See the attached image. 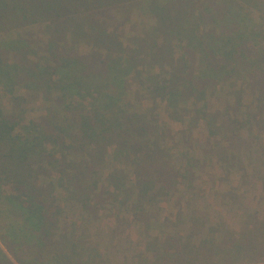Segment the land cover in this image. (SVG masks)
I'll use <instances>...</instances> for the list:
<instances>
[{
  "label": "trees",
  "instance_id": "trees-1",
  "mask_svg": "<svg viewBox=\"0 0 264 264\" xmlns=\"http://www.w3.org/2000/svg\"><path fill=\"white\" fill-rule=\"evenodd\" d=\"M174 1L0 0V233L5 246H0V264H13L11 257L18 264H114L109 247L118 228L108 232L104 248L89 237L100 210L108 204L117 217L125 212L138 228L147 225L143 234L150 243L155 237L148 223L162 210L161 204L175 194L195 192L191 176L196 162L189 148L177 154L176 163L164 153L154 139L157 127L145 120L141 124L146 114L133 108L134 100L141 98L137 90L131 92L132 84L162 98L179 119L190 116L191 122H203L214 136L216 126L226 130V122L212 110L211 99L224 96L241 107L237 86L243 79L257 90V109L264 120V85L259 87L264 84L259 26L264 0H187L194 1L191 9L175 12ZM134 15L152 31L143 28L146 35L131 40L130 31H120L119 25ZM86 23L101 38L82 54L74 45L89 30ZM38 25L54 27L42 45L36 41ZM153 28L164 30L162 38ZM171 57L177 65L174 61L173 70L163 71ZM40 96V113L27 116L26 105ZM18 98L22 101L15 104ZM239 121L233 119L232 124ZM250 150L246 152L253 160L262 157V151L257 155ZM157 223L163 224L159 219ZM194 224L189 226L194 233L186 232L184 242L195 248L193 260L204 256V264L241 261V249L226 239L239 240L250 234L248 229L243 227L238 235L224 231L211 253L203 247L212 240L209 232L198 242L208 228L194 230ZM163 235L156 238L166 245L177 240L168 232ZM190 235L197 242L192 243ZM254 235L250 239L255 240ZM254 240L251 258L262 260L264 245L259 248ZM177 246L168 247L183 253ZM132 254L138 256L139 250ZM191 255L182 254V262L177 258L179 262L168 264H184L185 256L191 262ZM210 257L219 261L209 263Z\"/></svg>",
  "mask_w": 264,
  "mask_h": 264
},
{
  "label": "rangeland",
  "instance_id": "rangeland-1",
  "mask_svg": "<svg viewBox=\"0 0 264 264\" xmlns=\"http://www.w3.org/2000/svg\"><path fill=\"white\" fill-rule=\"evenodd\" d=\"M192 2L194 1H174V3H177L174 5V12L178 9L190 10ZM124 23L126 26L123 25ZM86 26L89 30L85 31L80 41L75 43L76 45L73 44L74 48L82 54H88L93 50L94 44L99 42L95 39L101 38L93 33L92 28L87 23ZM119 26L121 28L120 31L124 29L130 31L129 36L131 40L133 39L132 36L138 34L145 36L146 31L143 28H147L150 32L152 31L151 27H147V25H142V23L136 21L135 15L131 17L130 21L124 20ZM259 26L263 30L262 35L264 38V16L260 18ZM113 28L114 25L109 27L111 30ZM49 30L53 31L54 27L39 26L35 30L38 44H41L42 40L43 43L45 42V36H48L46 32ZM162 32H164L163 29L153 28V34L157 38H162ZM123 42L129 44L125 40ZM175 55L178 57L179 53L176 51ZM169 61L171 63L166 64L163 71L167 70L169 72V70H173L171 69L173 67L171 65L175 60L171 57ZM175 65H177L176 61ZM155 71L158 72V69H155ZM164 76L168 77L169 75L165 73ZM242 80H239V86H237L238 89L241 88V90H238V93L243 97L241 107H234L232 102L226 101L224 96L213 97L211 99L212 110L221 113V116H223L221 117L223 120L221 123L226 122V130L225 127L216 126L218 133L214 136L209 135L203 122H191L190 116L179 119L177 114L173 115V113L167 110L162 98L154 97L152 93L146 91L145 87L138 86L136 83L132 84L131 92L137 90L138 97L141 98L140 101L139 98H137L138 101H136L137 99H133L136 104L133 108L138 112L143 111L146 114L145 117H142L143 119L140 117L141 124L142 120H145V124L153 125V129L157 127L158 134L154 135V139L164 153L172 155L176 163L177 154L181 153L186 147L189 148V154L196 162L191 176L195 192H190L185 197L175 194L171 199L172 201H164L161 204L162 210L157 213V217L151 219L148 223L150 234L155 237L150 243H146V236L143 234L147 225L141 229L138 228L137 224L131 221V215L125 212H122L117 217L116 211H110L108 204L106 208L100 210L90 225L92 234L89 237L93 244L104 248L106 242L110 241L108 239V232L111 228H118L119 233L113 239L114 245L113 247H109L110 256L114 264L177 263L179 262L177 258L179 260L181 258V262L183 261L182 254H192L190 257L192 259L191 262L188 261L186 256L184 257V264L208 263V258L204 256L193 260V257L196 255L195 248L191 246V243L184 244V242H187L188 235L194 233H192L191 227L189 228L191 221L195 222L194 230L197 227H202V225L208 228L207 231H204L206 233L200 234L198 242L209 232L210 239L216 242L211 244L212 240L206 241L203 243V247L206 250H210L211 253L217 249L216 245L221 243L224 231L238 235V232L244 228L248 229L250 234L242 236L239 240L236 237L234 239H226L228 240V245L242 251L241 261L236 264H264V259L255 260L251 258V249L253 247H250L252 240H254L253 237L250 239L252 234H255L254 242L257 243L259 248L264 245V166L262 164L264 160V120L260 119L259 110L257 109L259 96L257 90L249 87V82ZM263 85L260 82L259 87ZM130 94L132 95V93ZM20 98L14 101L15 104H19L22 101ZM43 105L44 99L41 96L30 101L26 105L28 109L27 116H37ZM133 108L126 107L125 110L132 113ZM236 118L240 120L239 123L242 122L243 124H232V120ZM262 119H264V115H262ZM245 120H250V123H246ZM231 130L234 131L232 132ZM237 133L241 135V141L237 138ZM248 149H251L250 152H253V154L256 152L257 155L262 151V157H256L253 160L251 155L249 157L246 152ZM179 211L182 212L181 215H179ZM157 219L163 222V224L157 223ZM83 223L85 222H82L80 225L83 226ZM166 224H169L170 227L166 226ZM165 232L170 233V237L177 236V240L181 243L178 244L177 240H172L170 244H164L163 233ZM211 233L212 235H210ZM217 234L219 237H217ZM157 235H162L163 238H156ZM189 239L192 243L197 242L196 238L193 240L191 235ZM3 243L4 241L0 233V246L5 250ZM175 243L178 245L177 248L181 249L183 253L168 247ZM126 246L128 247L127 250L125 249ZM136 249L139 250L138 256L132 254L133 250L135 251ZM174 251L179 252L178 255L174 256ZM191 251L192 253H187ZM162 255L163 257H161ZM157 256H159L158 261L156 260ZM11 259L13 264H18L12 257ZM170 259L173 261H169ZM211 260L213 261V257L209 258V263H211ZM218 261V259H214L213 262Z\"/></svg>",
  "mask_w": 264,
  "mask_h": 264
}]
</instances>
